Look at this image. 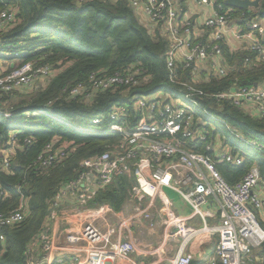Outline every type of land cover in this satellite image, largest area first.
<instances>
[{
	"label": "built area",
	"instance_id": "2783aa9c",
	"mask_svg": "<svg viewBox=\"0 0 264 264\" xmlns=\"http://www.w3.org/2000/svg\"><path fill=\"white\" fill-rule=\"evenodd\" d=\"M86 1L90 0H77ZM127 2L150 33L159 31L166 38L163 56L168 76L183 89L136 96L132 123L127 122L131 117L127 108H111L107 113L111 121L104 125L98 115L74 123L44 108L29 113H46L86 133L107 129L120 139L109 149L82 159L74 177L55 192L44 223L25 251V263L140 264L131 258L136 253L153 258L151 264H191L205 253L194 243L216 236L212 254L204 264H249L252 249L264 243V186L259 166L252 164L239 181L230 184L216 163L241 166L248 158L246 150L264 159V142L214 114L208 102H215L218 111H222L221 104H228L252 119H264V80L240 84L234 76L224 89L205 90L200 85L230 76L233 68L224 58V47L248 50L253 54L245 58L249 65L264 63V28L243 12L234 15L236 8L227 6L225 0ZM191 8L200 12V21L194 20ZM16 13L15 6L0 9V33L16 22ZM14 47L12 54L17 57L18 45ZM184 71H188V79L183 78ZM143 72L140 68L108 75L92 72L86 82L64 87L62 92L67 99L80 96L88 100L97 91L140 84ZM53 73L51 65L35 60L16 63L0 75V99L3 94L31 87L38 79L46 82ZM11 115V108H0V116ZM220 129L230 135L223 137ZM10 136L13 142L14 134ZM9 149H0L3 170L11 165ZM67 152L66 143L50 141L33 166L47 169L66 158ZM120 175L133 179L127 195L133 206L110 222L104 216L110 211L109 205H95L93 201L100 189ZM166 188L188 207V215L173 210ZM7 196L0 189V197ZM27 211L22 196L13 210L0 213V225L10 227L22 221ZM192 219L200 224L190 223ZM61 220L67 227L54 226ZM200 237L204 238L198 240ZM3 239L0 235V241ZM257 260L264 263V256Z\"/></svg>",
	"mask_w": 264,
	"mask_h": 264
},
{
	"label": "trees",
	"instance_id": "16d2710c",
	"mask_svg": "<svg viewBox=\"0 0 264 264\" xmlns=\"http://www.w3.org/2000/svg\"><path fill=\"white\" fill-rule=\"evenodd\" d=\"M17 8L16 22L0 33V51L13 53L18 45L19 64L36 61L49 64L54 73L41 87H31L3 94L0 108H11L10 118L0 116V148L12 149L9 170L0 168V189L8 193L0 197V213L13 210L21 197L27 201L25 218L10 226L0 225V264H26L25 251L33 236L44 223L49 202L59 187L72 179L82 159L109 149L120 135L104 129L97 133H86L70 128L46 113L32 116L29 113L37 108H48L50 113L62 116L77 123L80 120L101 116V125L110 123L107 115L111 108H127L132 123L135 98L150 96L154 92L177 93L182 86L170 82L163 56L167 48L166 38L159 32L154 34L139 21L127 0H90L83 3L77 0H0V9L6 6ZM245 13L251 20H263L264 0L254 11L235 9L234 15ZM239 23H241L239 21ZM261 37V36H260ZM264 38V36H263ZM13 55V54H12ZM227 64L233 68L230 76L219 81L210 80L201 84L205 90L224 89L234 76L240 84L257 83L264 80V63L249 65L246 57H253L248 50L230 51L223 48ZM143 69L140 84L119 86L97 91L86 100L83 97L67 99L62 92L79 82H86L95 72L108 75L127 69ZM188 71L183 78L188 79ZM24 96L23 104L13 105L12 96ZM212 112L219 115L231 126L238 127L246 135H252L264 142V119H252L237 108L221 104L218 111L215 102H208ZM120 120V122H122ZM11 134L13 142H11ZM66 143L67 156L47 169L36 170L33 166L46 143ZM202 151L200 146H197ZM248 158L241 166L224 162L216 163V168L225 181L234 184L248 168L256 163L259 166L264 186V159L252 150H246ZM14 154V156H13ZM14 158H13V157ZM133 184L132 177L120 175L107 187L98 191L93 204L109 205L119 210L127 199ZM264 256V244L260 251ZM68 261V258L65 259ZM191 264H200L193 260Z\"/></svg>",
	"mask_w": 264,
	"mask_h": 264
},
{
	"label": "crops",
	"instance_id": "0c3cea01",
	"mask_svg": "<svg viewBox=\"0 0 264 264\" xmlns=\"http://www.w3.org/2000/svg\"><path fill=\"white\" fill-rule=\"evenodd\" d=\"M190 4V3H189ZM194 10V15H193V18L196 22L200 21L201 17H200V12L194 8H191ZM254 10H256V8H253ZM252 10V11H254ZM190 13L192 12V10H189ZM263 20H256V22L262 26H263V23H262ZM264 30V29H263ZM239 47V46H238ZM12 53L6 51V50H2L0 51V75L9 71L16 63L17 61L15 60V58H11ZM201 77L198 78L199 81H201V78L203 76V74H200ZM203 84V83H201ZM176 197V196H175ZM132 206H133V203L129 200H125L120 209L119 210H113V208H111L110 206L108 207V209L110 210L109 212H106L105 213V219L107 221H114V220H117L119 215L118 214H123V213H127L129 212L131 209H132ZM172 208L173 210H175L178 214H182V215H188L189 214V209L188 207L182 203L178 198L177 200L175 198L172 199ZM197 223H196V221ZM161 222V220L159 221ZM190 223H194L195 225H199L200 222L197 220V219H192L190 220ZM67 223L66 221L64 220H61L59 221L58 223H56L54 226H57V227H60V228H64V227H67ZM204 237H200L198 238V240H201L203 239ZM215 242H216V239L213 240V236L210 237L209 239H205L203 242H201L199 244V241H196L194 244L195 246H197V248L199 250H202L204 251L205 253L201 256V257H195L194 260H199V262L201 264H204L205 260H206V256L208 255V250L210 249L211 251L213 250V247L215 246ZM131 258L137 260L140 264H151V263H154V262H151L152 259L150 257H144V256H140V255H137L136 253L134 254H131ZM142 260V261H141ZM157 264V263H155Z\"/></svg>",
	"mask_w": 264,
	"mask_h": 264
},
{
	"label": "rangeland",
	"instance_id": "374dc122",
	"mask_svg": "<svg viewBox=\"0 0 264 264\" xmlns=\"http://www.w3.org/2000/svg\"><path fill=\"white\" fill-rule=\"evenodd\" d=\"M17 61V60H16ZM18 62H19V60H18ZM17 62V63H18ZM15 66V65H14ZM46 79H38V80H36V82L31 86V88H29L27 91H29V92H27V94L28 93H30L31 92V90L32 89H35V87H41V86H43L44 84H46L47 82H44ZM30 87V86H29ZM25 102V98H24V96L22 95V96H12L11 98H10V102L9 103H11V104H13V105H17V104H23ZM8 105V103L7 102H5L4 103V107L5 106H7ZM46 111L48 110V108H44ZM76 125V124H75ZM220 131H221V133H222V136L223 137H225V136H227V135H230L229 133H227V132H224V131H222L221 129H220ZM230 140H232V141H234V142H236V143H238V141H236L234 138H230ZM1 149V148H0ZM8 153H9V155L10 154H12V150L11 149H9L8 150ZM13 156H14V154H13ZM12 156V157H13ZM14 158V157H13ZM108 186V185H107ZM107 186H105V187H107ZM105 187H103V188H105ZM165 192H166V194L170 197V199H173V198H175L176 200H177V197H175V194H174V192H172V191H170L169 189H165ZM156 219V218H155ZM196 221V220H195ZM144 223V222H143ZM196 223H197V221H196ZM208 224H212V222H211V220H208ZM216 239V236H213V240H215ZM264 244V243H263ZM262 244V245H263ZM262 245H260L259 247H256V248H253L252 249V255H253V260L252 261H250V263L249 264H264V263H262L260 260H257V258L258 257H260V256H263V254L260 252L261 250H262ZM212 254V251L209 249L208 250V255L206 256V259L210 256ZM142 261V260H141Z\"/></svg>",
	"mask_w": 264,
	"mask_h": 264
},
{
	"label": "water",
	"instance_id": "95a60500",
	"mask_svg": "<svg viewBox=\"0 0 264 264\" xmlns=\"http://www.w3.org/2000/svg\"><path fill=\"white\" fill-rule=\"evenodd\" d=\"M225 4L232 8L251 11L252 8H258L259 0H225Z\"/></svg>",
	"mask_w": 264,
	"mask_h": 264
}]
</instances>
